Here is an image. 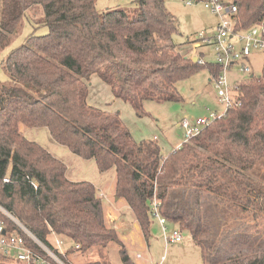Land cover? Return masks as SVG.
Here are the masks:
<instances>
[{"label":"trees","instance_id":"trees-1","mask_svg":"<svg viewBox=\"0 0 264 264\" xmlns=\"http://www.w3.org/2000/svg\"><path fill=\"white\" fill-rule=\"evenodd\" d=\"M96 1L0 0V54L9 48L1 63L8 83H0V223L6 234L21 237L45 264L57 263L21 226L64 263L69 254L95 248L98 260L88 264H110L114 243L121 263L135 264L107 226L94 185L69 180L61 160L20 132V126L46 128L56 143L94 160L99 172L114 168V196L125 201L145 242L156 199L166 223L190 234L203 264H264V231L256 225L251 238L235 223L249 215L264 221V171L255 172L264 163V67L237 86L236 107L162 157L154 140L135 142L116 115L92 108L85 81L97 75L141 118L145 102H178L180 80L202 67L214 78L220 68L181 52L172 39L177 19L163 0H134L130 9L103 13ZM232 3L235 31L264 26V0ZM40 8L43 17L30 20ZM24 20L32 32L10 49ZM39 26L47 32L37 35ZM54 236L71 242L63 254ZM0 264L22 263L0 254Z\"/></svg>","mask_w":264,"mask_h":264},{"label":"rangeland","instance_id":"rangeland-1","mask_svg":"<svg viewBox=\"0 0 264 264\" xmlns=\"http://www.w3.org/2000/svg\"><path fill=\"white\" fill-rule=\"evenodd\" d=\"M133 1L97 0L96 9L99 13L113 9H130L133 6ZM184 1L186 0H163L165 9L178 22L177 31L172 36L173 42L180 47L181 52L185 53L186 56L201 59L203 64H213L215 61L213 48L203 44L199 40H195V36L199 33H203L205 36H214L219 18L210 9L205 8L202 3H194L189 6L184 5ZM29 16L31 17L30 20L43 17L42 9L32 11V14L30 12ZM24 23L26 24L23 26L22 34L12 43L10 49L22 44L26 34L32 32L31 24L25 20ZM46 32L47 28L45 26H39L35 30L37 35H42ZM8 50L9 48L0 54V83L4 85L8 83V79L2 69L1 63L7 55ZM248 65L251 68V74L243 75L233 73L236 79L234 80V77H230L232 84L237 79L244 81L249 76L259 77L264 67V52H252ZM234 72L237 73V68L234 69ZM92 77L88 81H85L89 94L91 91H94ZM211 78L212 75L207 68L202 67L198 69L176 84V89L180 97L178 102H145L143 104V110L147 116L141 118H138L131 106L123 101H117L122 103L118 104L116 100H110L104 104L105 108H102H111L120 112L119 117L135 142L153 140L154 136H156V143L160 148L161 156L164 157L165 154L184 142L183 130L178 126V123L182 119H197L207 117L210 113H221L223 111V107L218 102L216 89L213 86ZM116 105H120V107L114 109ZM20 132L28 140L38 143L54 157L61 160L67 167L66 176L69 180L74 182L86 181L93 184L104 206H108L110 200L113 197L115 198L113 195V187L115 184L114 168L106 172H99L94 160H86L75 155L66 147L59 145L52 139L46 128H26L20 126ZM259 166L255 172L260 177L264 171V163ZM238 219L235 220V223L244 224L241 231L242 233L251 235V238L257 236V233L254 234L255 231L253 229L256 225L262 232L264 231V221L261 219L253 221L250 215L242 218L238 217ZM12 220L14 221L15 219L12 218ZM165 226L167 228V234L172 233L174 230L180 231L182 241L179 243L165 244L158 221L152 217L150 233L146 241L144 253L148 258V262L159 263L163 259L164 264H203L200 249L192 243L190 234L185 230L179 229V226L169 222ZM247 227H250V229ZM60 240L65 243H63L65 246L63 245L61 247L62 249H65L66 246H71V242L64 239ZM135 253L130 254L135 256ZM136 254H141V252L138 251ZM108 256L110 264H121L116 249L110 248L108 250ZM69 259L75 264H87L91 261L98 260L97 250L91 248L87 253L77 251L69 254Z\"/></svg>","mask_w":264,"mask_h":264},{"label":"built area","instance_id":"built-area-1","mask_svg":"<svg viewBox=\"0 0 264 264\" xmlns=\"http://www.w3.org/2000/svg\"><path fill=\"white\" fill-rule=\"evenodd\" d=\"M193 0L184 1V5H193ZM205 8L210 9L219 18V23L214 36H205L199 33L195 36V40L201 41L205 45L213 48L215 54L214 63L220 68V72L212 78V83L216 89L219 104L223 107L221 113H210L207 117L197 119H182L179 122V127L183 130L184 142H188L191 138L200 134L201 130L208 126L214 120L220 118L225 111L236 107L239 103L236 98L237 86L242 83V79H237L234 84L231 83L230 77L236 79L235 74L250 75L251 68L248 65L249 57L252 52H264V26L260 24L250 28L247 31H235V23L232 16L236 13V6L232 0H203ZM202 64V60H198ZM237 68V73L234 69ZM235 73V74H233ZM6 181V180H4ZM35 188V185L32 184ZM151 215L154 217L161 228L165 244L179 243L182 241L180 231L174 230L172 233H166V221L160 216L159 205L156 199L151 203ZM16 224L17 221L14 220ZM21 226L20 224H18ZM21 228L33 239L57 264H67L62 262L54 253L36 240L22 226ZM54 244L59 249L60 253H64L63 242L54 236ZM77 248V247H76ZM0 254L11 257L15 261L22 264H45L44 261L32 253L25 246L21 237L16 235H8L4 230V226L0 223ZM138 259L141 255L136 256ZM163 259L159 263L148 264H164ZM72 264V263H69Z\"/></svg>","mask_w":264,"mask_h":264},{"label":"crops","instance_id":"crops-1","mask_svg":"<svg viewBox=\"0 0 264 264\" xmlns=\"http://www.w3.org/2000/svg\"><path fill=\"white\" fill-rule=\"evenodd\" d=\"M92 76L91 77L93 78L94 91H91V93L90 94L88 93L87 95L88 104L94 109H98L103 112L105 111V113L116 115L121 121L119 117V114H120L119 111H115L111 108L104 109L105 108L104 104H106L108 101L116 100L117 102L121 100L114 98L110 87L106 83H104L97 75H92ZM117 103L122 104L119 102ZM119 107L120 105H116L114 109L119 108ZM178 126H179V123H178ZM153 140L156 142L157 137L154 136ZM181 144L177 145L176 148H179ZM167 154H165L164 156H166ZM114 187H115V184H114ZM114 187H113V195H114ZM103 209L105 213V219L107 222V226L110 228H114L117 231L118 237L121 240L124 247L132 254L135 252L138 253V251L141 252L140 259L136 257L138 255L136 253H135V256L131 255V258L134 261V263L135 264H148L149 263L148 258L144 255L145 249H146V242L142 236V233L140 231V228L137 224V221L134 215L132 214L129 207L126 205L125 201L123 199H117L113 197V199L110 200L109 205L103 206ZM53 241H54V238H53ZM68 248L69 246H66L64 249V252ZM110 248H114L117 251L119 249V247L114 243H111L108 245V250ZM67 260L70 263L75 264L69 259V255L67 256ZM91 262H94V261H91Z\"/></svg>","mask_w":264,"mask_h":264},{"label":"water","instance_id":"water-1","mask_svg":"<svg viewBox=\"0 0 264 264\" xmlns=\"http://www.w3.org/2000/svg\"><path fill=\"white\" fill-rule=\"evenodd\" d=\"M193 61L195 62V61H196V59L194 58V59H193Z\"/></svg>","mask_w":264,"mask_h":264}]
</instances>
